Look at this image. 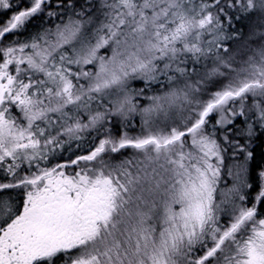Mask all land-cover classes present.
<instances>
[{
	"label": "snow or ice",
	"instance_id": "snow-or-ice-1",
	"mask_svg": "<svg viewBox=\"0 0 264 264\" xmlns=\"http://www.w3.org/2000/svg\"><path fill=\"white\" fill-rule=\"evenodd\" d=\"M259 137L264 0H0V264H264Z\"/></svg>",
	"mask_w": 264,
	"mask_h": 264
},
{
	"label": "trees",
	"instance_id": "trees-1",
	"mask_svg": "<svg viewBox=\"0 0 264 264\" xmlns=\"http://www.w3.org/2000/svg\"><path fill=\"white\" fill-rule=\"evenodd\" d=\"M237 42V41H236ZM141 86L140 87H143V83L140 82ZM239 123V122H238ZM254 151V160L252 161V165L253 167H256L258 165L261 164V157L263 156V152L264 151V137H259L256 141V143L253 145V149Z\"/></svg>",
	"mask_w": 264,
	"mask_h": 264
},
{
	"label": "rangeland",
	"instance_id": "rangeland-1",
	"mask_svg": "<svg viewBox=\"0 0 264 264\" xmlns=\"http://www.w3.org/2000/svg\"><path fill=\"white\" fill-rule=\"evenodd\" d=\"M237 27L239 28V27H243V25H237ZM244 30H245V32H247V28L245 27L244 28ZM243 43V41L241 40V41H237V42H235V43H232V47L233 48H235L236 46H238V45H240V44H242ZM101 54H103V53H101ZM141 83L139 82V81H133L132 82V84H131V86L132 87H136V88H140V85ZM153 93L152 92H149V91H146L145 93H144V96H142V97H140V103H141V105H145V104H147V103H149V101L147 100V99H145L144 97H146V96H150V95H152ZM137 120H138V118H137Z\"/></svg>",
	"mask_w": 264,
	"mask_h": 264
},
{
	"label": "flooded vegetation",
	"instance_id": "flooded-vegetation-1",
	"mask_svg": "<svg viewBox=\"0 0 264 264\" xmlns=\"http://www.w3.org/2000/svg\"><path fill=\"white\" fill-rule=\"evenodd\" d=\"M233 43H235V42H233ZM262 152H263V156H264V151H262ZM261 163H264V160H262Z\"/></svg>",
	"mask_w": 264,
	"mask_h": 264
}]
</instances>
